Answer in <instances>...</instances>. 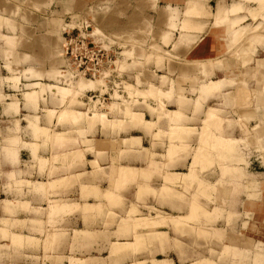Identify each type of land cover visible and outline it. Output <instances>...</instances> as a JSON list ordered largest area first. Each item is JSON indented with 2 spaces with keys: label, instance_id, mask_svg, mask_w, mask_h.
Returning <instances> with one entry per match:
<instances>
[{
  "label": "crops",
  "instance_id": "obj_1",
  "mask_svg": "<svg viewBox=\"0 0 264 264\" xmlns=\"http://www.w3.org/2000/svg\"><path fill=\"white\" fill-rule=\"evenodd\" d=\"M199 1L207 11L210 10L213 13L218 6L230 7L234 3H241L244 7L243 11L236 15H231V21H237L245 16L234 28L238 33L241 30L240 28H245L241 31H245L242 36L244 41L248 40V44H244L243 49L239 48L240 40L242 39L239 34L235 45L231 43V34L228 32L227 26L214 25L212 16L187 18L184 15V11L188 0H0V17L3 19L2 21L0 20V35L9 42L16 40L18 43L14 49L12 47L7 48V46L5 48L4 46V49L0 51V140L6 137L8 140L5 146L6 149L0 146V254L3 259L0 264H4L9 260L6 257L7 254H10V249H12L10 248L11 238L15 234L37 238V234L29 232L28 229L20 233L13 226L10 227V225H5L3 222L10 224L16 220H26L27 225H30L29 227L31 228L30 220L42 221L41 218H35L30 213H14L13 198L18 196V198L22 199V194L26 198H23L21 203H28L30 208H37L39 203L44 204V202L37 201L42 196L33 195L31 192L26 193L27 189H24L25 191L19 194V189L16 186L18 182L34 181L33 177L36 176L39 177L37 178L38 182L47 185L50 181H59L72 175L91 172V176L83 177L82 181L75 183V187L78 188L75 193L76 200L70 203L80 204L83 207L84 205H90L93 210L87 213L77 211L66 214L64 217H68L67 225H69V229L73 231L86 230L93 235L95 234L97 237L92 243L95 247L106 246L109 242L114 244L133 242L131 237H122L117 241L113 233L117 231L118 224L108 225L107 219L111 208L107 205L105 194L111 199L117 200L119 198L115 191H107L105 193L110 181L108 177L109 167L113 162L117 167H128L136 172V175L130 178H127L125 173L118 174L121 183L119 193L125 197L126 201L123 207L115 211L114 209L116 208L113 207L111 211L121 216V218L128 216L132 205L136 206V213L133 217H139L144 204L149 202H152L159 209L162 208L167 213H175L173 216L189 217L192 207L189 203L185 202L182 204L168 197L164 201L165 203L161 204L163 200L159 201L155 197L154 193L159 194L162 188L169 196L175 194L171 184H164L165 176L168 182L182 181L189 187L192 185V179L188 176L191 173L193 164L197 166L196 174L198 176V165L202 163V165H207L212 160H216V165H218L217 156H221V159L226 160L223 163L221 161V166L237 168L239 165H245V163H241L237 166L229 162L228 159L238 162L243 159L242 156L235 152L238 141L246 139L244 131L247 126L250 128V130L248 129L249 131H253L254 127L261 125L259 134L264 137V55H260L261 52L264 53V48L258 53L259 47L264 46V34L262 31L257 32L251 29V27H255L252 23L264 20V18L262 16L257 18L253 16V8L255 7L251 4L258 3L255 1L235 0L229 6H227L228 0ZM130 5L141 7L142 13L129 14L130 8L128 6ZM168 5L178 9V18L176 21L174 20L178 25L176 27H172L171 20L167 15L166 7ZM151 6H156L158 12L155 13L153 10L152 12L149 8ZM34 7L42 10L38 11ZM90 7L94 16H100V19L105 21V25L109 27L106 30H110L115 34H124L133 29L140 32L150 22L153 24L155 34H157L153 42L160 49L159 53L161 55L168 53L170 57L168 55V57L164 56L167 60L162 61L160 66L157 65L154 59V63H151L149 71L143 77L152 82L154 81L153 84L161 89L162 94L169 96V99L163 97L167 108H165V111H161L159 108V110L151 113L149 109L142 107V110L138 112L143 113L144 119L151 123L132 125L131 121L128 120L129 126L122 131L115 132L111 128L106 129L103 127L101 122L97 123L91 128V136L89 134L86 136L87 140H91V145H85L81 148L78 143H72L71 149L66 148L55 151L56 154L63 155L68 151H77L81 148V150H84L86 168L76 164H73L72 167L70 161L68 163H49L44 170L45 177L53 167L68 170L47 181V178L44 179V176L40 175L39 165L31 168L23 156L28 158L34 156L49 157L39 147L42 145L43 138H35L34 134L36 130L38 132L40 129H48L52 124L44 113L42 115H33L31 112L34 110L29 109L25 102L20 101L23 86L36 85L40 83L39 80L42 78L21 79L19 76L9 74L4 69V63L8 61V64L11 65L10 59L12 56L10 54L13 53L16 57H14L16 59L15 62L29 63L26 65L22 64L27 74L32 73L35 75L36 73L43 75L42 73H45L43 70L49 69L40 62L42 59H40L39 63L30 64L33 59L31 55L34 52L32 50V36L35 34L41 35V33L33 34L32 28L47 19L57 25L58 19H63V15L78 13L81 10L86 11ZM105 7H110V11L106 13V10H103V14L100 15L98 11ZM49 12L51 16L48 18L47 14ZM130 12H134V10L132 9ZM30 13H32V17L28 15ZM188 19L192 24L200 26L202 29L182 30L183 21ZM251 30H254V32H251ZM39 32L42 31L39 30ZM235 32L233 30L232 34ZM43 34L46 35L45 33ZM255 36L261 38L262 41H254V46H252L251 38H255ZM151 41L152 37H150L148 43ZM37 45L41 49L36 54L42 53V45ZM256 73L261 76L259 79H257L258 75ZM162 77H167L166 84L163 82L159 84L162 81ZM17 78L19 79L17 80ZM261 79H263V83L260 82ZM253 84L255 88L248 91L247 88ZM194 91H197V93ZM30 92L32 91H27L26 93ZM253 94L257 95H255L257 100L251 105L248 96ZM49 98L50 103L48 105L50 107L60 108L62 106L63 98L60 95L49 96ZM33 100L36 101V99ZM213 101H216L219 107L210 106ZM198 103L202 104L198 105ZM49 110L53 111V108ZM212 110H216V113H214L216 124L223 119L225 120L224 126L220 130L203 131L204 123L206 128L210 127V125H207V121H209V113ZM217 110L224 111L220 118L217 116ZM27 115H30V120L32 119L37 123L40 129L29 128L24 117ZM55 118L52 120L54 125L57 123L58 115ZM24 121H26V124ZM122 121L124 119H121L118 124L121 125ZM69 127L65 126L64 130H69ZM73 128H77V126H73ZM171 129H175L179 136L176 140L171 139L169 136ZM206 135L207 138L203 139ZM23 136L26 139H23ZM210 140L211 142L213 141L214 145L211 146L209 144ZM181 145L188 147L186 148L188 150L181 149ZM243 149L245 151L244 158H247L248 161L246 165L247 172L257 179L259 188L253 191L254 193H251L254 197H249L247 194L238 196L237 212L241 217L237 222V229L239 234L247 238L249 243L253 240L255 242L254 245L259 244L258 246H262L264 245V154L254 148ZM10 150H13V155ZM211 150L216 151V154L211 152ZM90 167L91 169H89ZM99 169H106V171L104 170V173H102ZM186 169H189V171H186ZM204 173H206V179L211 182H215L220 178L218 173L216 174L209 170ZM223 175L225 176L224 173ZM226 176L232 179L233 186L230 190L233 195L238 194L245 188L246 181H243L239 175L227 174ZM198 180L205 182L200 178ZM124 181L129 182L123 185ZM80 184L88 187L87 198H81ZM142 187L146 188L149 193L144 194ZM62 191L64 192V190L57 189L56 195ZM46 196L51 197L53 194L48 193ZM111 199L109 202L112 203ZM100 205L103 209L101 212L98 211ZM199 213H202V211H199ZM85 218H87V223H85ZM157 232H162L163 236L166 237V232L168 231ZM3 233L8 237H3ZM169 240L162 250L158 249L159 251L156 252L154 258L136 260V258L143 257L142 253H126L123 254L124 259L122 262L127 263L130 261L128 264H137L145 260H153L155 264H200L204 260H211L216 264H221L219 258L204 257L197 260L191 247L183 246L176 249L177 247L173 243L174 239L170 235ZM232 245L245 248L252 255H255V249L250 248V246L245 247L240 243ZM106 252L107 254L102 256L105 259L110 257L109 249ZM132 258H135V260H132ZM254 258L253 256L249 258L248 264H254Z\"/></svg>",
  "mask_w": 264,
  "mask_h": 264
},
{
  "label": "rangeland",
  "instance_id": "obj_2",
  "mask_svg": "<svg viewBox=\"0 0 264 264\" xmlns=\"http://www.w3.org/2000/svg\"><path fill=\"white\" fill-rule=\"evenodd\" d=\"M234 1L235 0H228L227 6ZM251 1L259 3L251 4L255 7L253 8V16L255 18L259 16L264 18V0ZM128 7L130 8V11L132 9L134 10V12L129 11V14L137 12L142 13L141 7L131 5ZM34 8L38 11L42 10L38 7ZM149 8L155 13L158 12L156 6H151ZM166 9L172 27L178 26L175 22L179 15L178 9L171 5H168ZM243 9L244 7L241 3H234L230 7L218 6L217 10L213 13L210 10L207 11L199 0H188L184 15L187 18L193 16H212L214 18V25L227 26L228 32L231 34L230 41L235 45L238 34L239 37H241L245 33V31L241 30H244L245 28H240L241 30L238 33L234 26L245 16L233 22L231 21V15H236L239 12H242ZM103 10H106L107 13L110 11V7H105L98 11L100 15L103 14ZM232 10H235V12ZM92 11L90 7L86 11L81 10L78 13L74 12L67 16L63 15V19H58L57 25L49 22L51 20L47 19L45 22L32 28L33 34L41 33V35L38 36V34H35L32 36L31 42L32 50L34 52L33 55H31L33 56V59L30 61V64L34 65L35 63H39L40 59H42L40 62L49 69L43 70L45 71V73H42L43 75L36 74L34 70L35 75L32 73L27 74L24 65L22 64L26 65L29 63H22L20 61L15 62L16 57L13 53L10 54L12 56L10 59L12 62L11 65L8 64V61L4 63V69L9 72V74L19 76L21 79L32 77L42 78L39 80L40 83L36 85L23 86L24 88L21 91L20 101L25 102L29 109L35 111L31 112L33 115H42V113H44L52 124L48 129L41 130L39 126H37V123L32 119L30 120V115L24 116L29 128L32 127L34 130L38 128L40 129L38 132L36 130L34 136L35 138H43L42 145L39 147H41L45 152V155L47 154L49 157H23L27 160L26 163H28L31 168L39 165L40 175L42 174L41 176H44V179L47 178V181L52 177L59 176L61 172L68 170L53 167L45 177L44 170L49 163H68L70 161L72 167L73 164H76L86 168V161L83 154L84 150H81V148L85 145H91V140H87L86 136L88 134L91 136V128L97 123L101 122L103 127L106 129L111 128L115 132L122 131L129 126L128 120L131 121L132 125L151 123L144 119L141 112H138L139 110H142V107H146L151 113L159 110V108L161 111H165V108H167L163 97L169 99V96L162 94L161 89L153 84L154 81L152 82L146 77H143V75L149 71L151 63H154L156 60L157 65L160 66L162 61L164 62L167 60L164 56H169L168 53L161 55V53H159L160 49L153 42L157 36L153 24L150 22L140 32L133 29L124 34H115L110 30H106L109 29V27L105 25V21L101 20L100 16H94ZM94 13L96 14V12ZM28 15L31 17L33 16L32 13ZM47 15L49 18L51 13L49 12ZM52 17L54 16L52 15ZM0 20L2 21L3 19L0 17ZM252 25L255 27H251V29H254L257 32L262 31L264 34V20L256 21L252 23ZM192 28L198 30L202 29L200 26L192 24L189 19L183 21L181 26L182 30ZM39 30L42 32H39ZM233 30L236 31L234 34H232ZM254 30H251V32H254ZM150 37H152V41L148 43ZM241 38L239 48L243 49L244 44H248V40L246 39L244 41L243 36ZM70 39L75 40L72 46L69 44ZM254 41L261 42L262 39L258 36H255V38L252 37V46H254ZM37 44L42 45V53L36 54L39 52V49H41ZM93 44L108 49L112 58V62L98 71L94 76L91 75V65H94L97 58L96 54L91 51ZM17 45L18 43L16 40L9 42L0 35V51L4 49V46L5 48L7 46V48L12 47L14 49ZM262 48H264V46H261V48L259 47L260 50L258 53L262 51ZM67 49L69 52H67ZM72 49L75 53H78L79 56L83 53L81 66L77 65L75 55L71 54ZM260 55L262 56L264 53L261 52ZM85 69L87 71L86 74L84 73ZM256 74L258 75V73ZM260 77L261 76L258 75L257 79ZM18 79L19 78H17V80ZM161 79L162 81L159 84H162V82L166 84L167 77H162ZM260 82L263 83V79H261ZM254 86V84L250 85V87L247 88L248 91L254 89ZM27 91L32 92L26 93ZM194 92L197 93V91ZM56 95H60L63 98L61 103L62 106L60 108L50 107L48 105L50 103L49 96L52 97ZM255 95L256 94L248 96L251 105L257 100L255 99L257 95ZM103 98H105V105L100 108L99 106L101 105H99L100 103L98 99L101 100ZM33 99H36V101ZM200 104L202 103H198V105ZM210 106L219 107V104L216 103V101H213L210 103ZM51 108H53V111L49 110ZM212 112L216 113V110H212ZM223 112L224 111L222 110H217V116L220 118ZM133 113L136 116L133 115ZM57 115V123L54 125L52 120ZM121 119H124V121H122V124L120 125L118 123ZM26 121H24L25 124ZM224 123L225 120L223 119L217 124L216 120L212 122L207 121V125L209 124L210 127L206 128V124L204 123L203 131L208 130L207 132H209L212 129L220 130V128L222 129L224 126ZM65 126H70V129L65 131ZM73 126H77V128H73ZM246 128L247 129L244 131L246 139H240V141H238L235 152L242 156L243 159H241L240 162L228 159L229 162H232L237 166L241 163H245V165H239L237 168L221 166V161L223 163L226 160L221 159V156H217L218 165H216V160H212V162L207 165H202L203 163L198 165V176L195 173L197 172V166L193 164L191 173L188 176L192 179V185L189 187L182 181L168 182L166 176L164 177V184H171L175 194L169 196L162 188L159 194L154 193L155 197H157L159 201L163 200L162 203L160 202L161 204L165 203L164 201H166V198L168 197L169 199L182 204L185 202L189 203L193 208L191 207V214L189 217H186L187 219L182 216H173L175 213H167L163 211L162 208L159 209V207L153 205L152 202L144 204L139 217H133L136 213L135 205L131 206L132 209L129 211L126 218H121V216L113 213L111 211L113 207L116 208L114 211L120 209L126 201L125 197L121 196L119 193L121 183L118 174L125 173L127 178L136 175L135 170L128 167H117L113 162L109 167L110 171L108 177L110 178V181L108 183L109 187L107 190L105 189V193L107 191H115L119 195V198H117V200L113 198L111 199L105 194L107 205L111 208L107 221L109 223L108 225L118 224L117 231L113 233L115 239L118 241L122 237H131L133 242L129 243L114 244L109 242L106 246L94 247L92 243L97 237L95 234L93 235L86 230L73 231L72 229H69V225H67L68 217H64V215L75 213L77 211L87 213L93 210V207L90 205H84L83 207L80 204L70 203L76 200L75 193L78 188L75 187V183L82 181L83 177L87 178L88 175L91 176V172L81 173L74 176L72 175L60 179L59 181H50L51 183L49 182L47 185L38 182L37 178L39 177L36 176L33 177L34 181L31 180L30 182L16 183L17 189H19V194H22L23 191H25L24 189H27L26 193L31 192L33 195L37 194L42 196V198L37 201L44 202V204L39 203L37 208H30L28 207V203H21V200L26 198L23 196L24 194H22V199L18 198V196L13 198L12 204L15 207L14 213H30L35 218H41L42 221L30 220L31 228L29 227L30 225H27L26 220H16L14 223L10 224L8 222H3L5 225H10V227L13 226V228L20 233H23V230L28 229L29 232L37 234V238L28 235L25 236L23 234L22 236L20 234H15L14 237L11 238L10 248L12 249H10V254H7L6 257V259L9 260L4 264H128L130 261L127 263L122 262L124 259L123 254L142 253L143 257L136 258V260L154 258L156 252L159 251L158 249L162 250L163 246L170 241L169 235L174 239L173 243L174 246L177 247L176 249L182 248L183 246L191 247L197 260L209 257L215 259L219 258L221 264H248L249 258H252L253 256L255 257L254 264H264V245H254L255 242L253 240L249 243L247 238L242 234H239L237 229V222L241 217L237 212V203L239 201L238 196L247 194L249 197H254L251 193H254L253 191H256L259 188L257 179L253 178V176L249 175L247 172L246 165L248 164V161L247 158H244L245 151L243 148H254L255 150L257 149L258 152H261V154H264V137L259 134L261 125L256 126V128L254 127L253 131H249V126ZM175 134H177L176 130L171 129L169 133L170 138L174 140L179 138L178 134ZM22 138L26 139L24 136ZM206 138L207 135L204 136L203 139ZM7 142V137L3 140L1 139L0 146H3V149H6L5 146ZM212 142L211 140L209 141L211 146L214 145ZM72 143H78L81 148L77 151H68L63 155L55 153V151L59 149H71ZM180 147L184 150L188 148L184 145H181ZM187 150L188 149L185 151ZM211 152L216 154V151L214 150H211ZM10 153L13 155V150H10ZM89 169H91V167ZM189 169H186V171H189ZM104 170L106 171V169H99L102 173H104ZM206 170H209L210 172L212 171L216 174L218 173L220 178L215 182H211L205 177L206 173L204 172H206ZM227 174H237L243 181H246L245 188L236 195L231 193L230 189L232 188L233 183L231 177L226 176ZM199 178L205 182H200L198 180ZM115 179L116 181L114 182ZM128 182L124 181L123 185H126ZM72 187L73 189H71ZM80 188L82 192L81 198H87L86 196H88L89 191L87 190L88 187L80 184ZM57 189L64 190V192L62 191L56 195ZM141 189H144V194L149 193L146 188L142 187ZM48 193H52L53 196L47 197L46 195ZM110 199L112 203L109 202ZM102 210V206L100 205L98 211L101 212ZM199 211H202V213H199ZM85 219V223H87V218ZM163 230L169 232H166V237L163 236L162 232H157ZM3 237L8 236H5L3 233ZM239 243L245 247L250 246V248L255 249V255H252L250 251L245 248L232 245H238ZM108 249L110 257L105 259L102 256L107 254L106 251H108ZM2 260L0 254V262ZM132 260H135V258H132ZM202 262L200 263L216 264L211 260ZM137 264L155 263L153 260H145L143 262H138Z\"/></svg>",
  "mask_w": 264,
  "mask_h": 264
},
{
  "label": "built area",
  "instance_id": "obj_3",
  "mask_svg": "<svg viewBox=\"0 0 264 264\" xmlns=\"http://www.w3.org/2000/svg\"><path fill=\"white\" fill-rule=\"evenodd\" d=\"M74 41H75L74 39H70L69 44H71V46H72ZM95 48H97V49H95ZM91 51L94 54H96V58H97V61L94 63V65L93 66L91 65V75L94 76L102 68L106 67V65H109L112 62V58L109 54L108 49H106L104 47H98V45H96V44L92 45ZM67 52H69L68 49H67ZM71 54L75 55V61H76L77 65L81 66L82 60H83V53H81L82 55L79 56L78 53H75L74 50L72 49ZM84 73L85 74L87 73L86 69L84 70ZM98 101L100 103L99 105H101V106H99L100 108L105 105L104 104L105 98H103L101 100L98 99Z\"/></svg>",
  "mask_w": 264,
  "mask_h": 264
},
{
  "label": "bare ground",
  "instance_id": "obj_4",
  "mask_svg": "<svg viewBox=\"0 0 264 264\" xmlns=\"http://www.w3.org/2000/svg\"><path fill=\"white\" fill-rule=\"evenodd\" d=\"M233 9H234V8H233ZM238 10H239V9H238ZM232 11L235 12V10H232ZM189 12H190V11H189ZM191 12H192V11H191ZM194 13H195V12H194ZM194 13H193V14H194ZM66 89H67V88H66ZM66 92H67V91H66ZM155 93H156V92H155ZM155 93H154V94H155ZM66 94H67V93H66ZM158 94H159V93H158ZM133 112H134V111H133ZM65 113H66V112H65ZM214 113H215V112H212V111L209 113V117H208L209 122L215 121ZM66 114H67V113H66ZM131 114H132V113H131ZM133 115H135V114L133 113ZM133 115H132V116H133ZM141 115H143V114L141 113ZM207 115H208V114H207ZM135 116H136V115H135ZM90 117H91V116H90ZM92 119H93V118H92ZM133 119H134V118H133ZM139 119H140V118H139ZM137 120H138V119H137ZM106 121H107V120H106ZM104 122H105V121H104ZM204 122H205V121H204ZM209 124H210V123H209ZM209 124H208V125H209ZM207 127H208V126H207ZM201 152H202V151H201ZM199 154H200V153H199ZM195 173H196V172H195ZM185 175H186V174H185ZM175 176H177V175H175ZM173 177H174V176H173ZM180 179H181V177H180ZM196 205H197V204H196ZM195 207H196V206H195ZM192 208H193V207H192ZM55 209H56V208H55ZM195 210H196V209H195ZM195 210H194V212H195ZM190 218H191V217H190ZM192 218H193V217H192ZM143 219H144V218H143ZM143 219H142V220H143ZM144 220H146V219H144ZM148 220H149V219H148ZM149 222H150V220H149ZM145 224H146V223H145ZM216 232H217V231H216ZM218 232H219V231H218ZM21 238H22V237H21ZM16 239H18V238H16ZM228 247H229V246H228ZM241 252H242V251H241ZM71 261H72V260H71ZM204 261H206V260H204ZM76 263H77V262H76ZM202 263H203V262H202ZM200 264H201V263H200Z\"/></svg>",
  "mask_w": 264,
  "mask_h": 264
}]
</instances>
